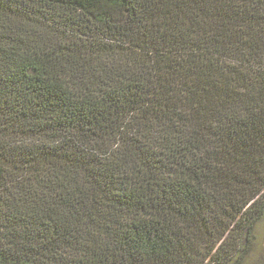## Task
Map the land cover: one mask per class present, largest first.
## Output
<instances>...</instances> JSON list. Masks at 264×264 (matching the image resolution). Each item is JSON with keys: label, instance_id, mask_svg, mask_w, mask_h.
I'll use <instances>...</instances> for the list:
<instances>
[{"label": "trees", "instance_id": "16d2710c", "mask_svg": "<svg viewBox=\"0 0 264 264\" xmlns=\"http://www.w3.org/2000/svg\"><path fill=\"white\" fill-rule=\"evenodd\" d=\"M262 224L264 0H0V264H264Z\"/></svg>", "mask_w": 264, "mask_h": 264}, {"label": "rangeland", "instance_id": "374dc122", "mask_svg": "<svg viewBox=\"0 0 264 264\" xmlns=\"http://www.w3.org/2000/svg\"><path fill=\"white\" fill-rule=\"evenodd\" d=\"M259 248L261 250V252H264V224H262L260 226V230H259ZM263 237V238H262Z\"/></svg>", "mask_w": 264, "mask_h": 264}]
</instances>
